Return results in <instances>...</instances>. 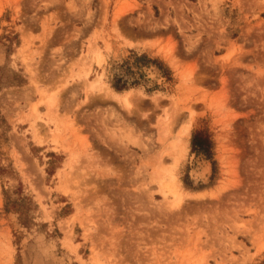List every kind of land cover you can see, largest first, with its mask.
I'll use <instances>...</instances> for the list:
<instances>
[{"label": "rangeland", "instance_id": "rangeland-1", "mask_svg": "<svg viewBox=\"0 0 264 264\" xmlns=\"http://www.w3.org/2000/svg\"><path fill=\"white\" fill-rule=\"evenodd\" d=\"M0 264H264V0H0Z\"/></svg>", "mask_w": 264, "mask_h": 264}, {"label": "trees", "instance_id": "trees-1", "mask_svg": "<svg viewBox=\"0 0 264 264\" xmlns=\"http://www.w3.org/2000/svg\"><path fill=\"white\" fill-rule=\"evenodd\" d=\"M123 87L124 86H122V87H119V86H116L115 88L117 89V90H123ZM206 144H208V145H210L211 144V142H209L208 140L206 141L205 139H203V137H202V135L199 133V134H197L195 137H194V140H193V146L194 147H199L200 149H205V148H208V147H206L205 145ZM209 149V148H208Z\"/></svg>", "mask_w": 264, "mask_h": 264}, {"label": "bare ground", "instance_id": "bare-ground-1", "mask_svg": "<svg viewBox=\"0 0 264 264\" xmlns=\"http://www.w3.org/2000/svg\"><path fill=\"white\" fill-rule=\"evenodd\" d=\"M227 55V54H226ZM225 56V55H224ZM223 58V57H222ZM224 59V58H223ZM225 59H226V56H225ZM226 61V60H225ZM131 92H127L125 95H124V102H125V104L130 108L131 106H132V101H131ZM127 107V108H128ZM128 108V109H129ZM130 110V109H129ZM131 113V112H130ZM193 113V112H192ZM194 114V113H193ZM169 130V129H168ZM168 131H166V133H167ZM169 132H170V130H169ZM164 134V133H163ZM167 135H168V133H167ZM170 135V134H169ZM167 138V137H166ZM173 193L176 195V193L173 191ZM179 195V194H178ZM177 195V196H178ZM189 195V194H188ZM177 196H175L177 199L175 200V204H177V205H180V204H183V197H181L180 195V197H177ZM187 198V197H186Z\"/></svg>", "mask_w": 264, "mask_h": 264}]
</instances>
